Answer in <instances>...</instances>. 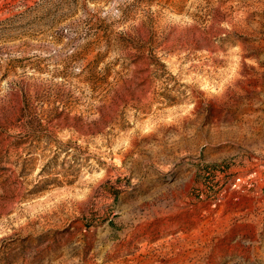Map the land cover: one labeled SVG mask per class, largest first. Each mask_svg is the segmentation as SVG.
<instances>
[{
	"label": "rangeland",
	"instance_id": "1",
	"mask_svg": "<svg viewBox=\"0 0 264 264\" xmlns=\"http://www.w3.org/2000/svg\"><path fill=\"white\" fill-rule=\"evenodd\" d=\"M0 264H264V0H0Z\"/></svg>",
	"mask_w": 264,
	"mask_h": 264
},
{
	"label": "built area",
	"instance_id": "2",
	"mask_svg": "<svg viewBox=\"0 0 264 264\" xmlns=\"http://www.w3.org/2000/svg\"><path fill=\"white\" fill-rule=\"evenodd\" d=\"M224 171H225L224 168L221 167V168L215 169L214 173L218 175V174L224 173ZM256 174H257L256 171H251L245 177H237L234 181V184L232 185V189L238 188L241 183H246L250 185L252 181H254V178L257 176Z\"/></svg>",
	"mask_w": 264,
	"mask_h": 264
}]
</instances>
